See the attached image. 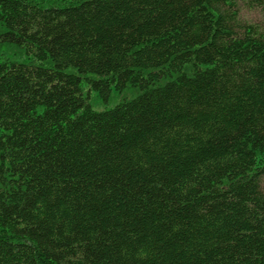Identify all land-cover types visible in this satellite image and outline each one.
<instances>
[{
  "label": "trees",
  "instance_id": "trees-1",
  "mask_svg": "<svg viewBox=\"0 0 264 264\" xmlns=\"http://www.w3.org/2000/svg\"><path fill=\"white\" fill-rule=\"evenodd\" d=\"M0 25V264H264V0H0Z\"/></svg>",
  "mask_w": 264,
  "mask_h": 264
},
{
  "label": "rangeland",
  "instance_id": "rangeland-1",
  "mask_svg": "<svg viewBox=\"0 0 264 264\" xmlns=\"http://www.w3.org/2000/svg\"><path fill=\"white\" fill-rule=\"evenodd\" d=\"M48 1V0H47ZM242 12V16L248 19H260L261 18V12L259 10H245L243 8ZM0 28H2V26L0 25ZM16 48L12 47V46H2V50L0 49V55L2 57H6L8 55H12V52L15 50ZM17 57H19L20 59H25L26 56L22 55L20 53L17 54ZM85 87V92H89L90 93V102L93 105V107L95 109H104L107 106H112L115 103H117L119 100H121L123 97H132L135 95V92L132 88L130 89H126L123 92H118V91H114L113 95L109 101V103H103L102 100L99 98L98 96V91L95 89H90L87 85L84 86ZM263 186H264V177H263Z\"/></svg>",
  "mask_w": 264,
  "mask_h": 264
}]
</instances>
